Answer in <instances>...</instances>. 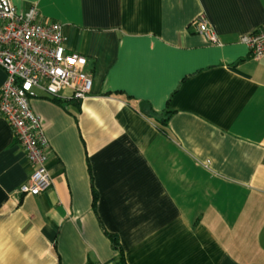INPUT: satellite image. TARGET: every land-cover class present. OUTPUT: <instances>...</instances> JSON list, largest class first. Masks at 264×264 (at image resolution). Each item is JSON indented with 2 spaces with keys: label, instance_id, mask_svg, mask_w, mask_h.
Here are the masks:
<instances>
[{
  "label": "crops",
  "instance_id": "obj_1",
  "mask_svg": "<svg viewBox=\"0 0 264 264\" xmlns=\"http://www.w3.org/2000/svg\"><path fill=\"white\" fill-rule=\"evenodd\" d=\"M12 1L62 24L94 87L32 100L51 145L38 196L0 115V264H264V57L242 42L264 0Z\"/></svg>",
  "mask_w": 264,
  "mask_h": 264
},
{
  "label": "built area",
  "instance_id": "obj_2",
  "mask_svg": "<svg viewBox=\"0 0 264 264\" xmlns=\"http://www.w3.org/2000/svg\"><path fill=\"white\" fill-rule=\"evenodd\" d=\"M198 29L211 43H219L217 33L206 20ZM242 42L254 58H263L264 24L244 36ZM87 63L85 56L68 51L62 24L42 22L35 6L22 11L12 0H0V67L7 73L0 90V115L12 128L33 167L28 183L19 189L22 195L38 196L53 184L48 170L51 145L32 100L39 92L51 99L61 98L64 90L71 91V100L88 98L94 79L85 70Z\"/></svg>",
  "mask_w": 264,
  "mask_h": 264
},
{
  "label": "trees",
  "instance_id": "obj_3",
  "mask_svg": "<svg viewBox=\"0 0 264 264\" xmlns=\"http://www.w3.org/2000/svg\"><path fill=\"white\" fill-rule=\"evenodd\" d=\"M147 115H148L149 117H157V121H158V123L162 126V128H165V127L167 126L168 122H169V119H170V115H171V113H168V112H167L166 117H164V118H162L161 116H156V115L153 114L152 112H148ZM94 196H95V198H96V195H94ZM109 237H110V239H111V241H112L114 247H115V248H120V244H119V241H118L117 237L114 236V235H112V234H109ZM121 261H122V264H126V263L124 262L123 257H122V260H121Z\"/></svg>",
  "mask_w": 264,
  "mask_h": 264
}]
</instances>
